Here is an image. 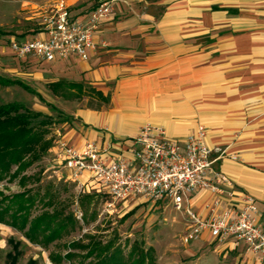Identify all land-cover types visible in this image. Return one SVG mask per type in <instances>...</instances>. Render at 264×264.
I'll list each match as a JSON object with an SVG mask.
<instances>
[{"label":"crops","instance_id":"0c3cea01","mask_svg":"<svg viewBox=\"0 0 264 264\" xmlns=\"http://www.w3.org/2000/svg\"><path fill=\"white\" fill-rule=\"evenodd\" d=\"M93 9L71 15L84 19ZM37 35L42 21L8 41ZM96 43L87 61L16 58L32 66V85L2 79L71 117V144L111 145V157L132 159L145 124L179 142L204 125L213 169L255 197L264 227V0H123ZM207 199L193 202L202 216Z\"/></svg>","mask_w":264,"mask_h":264},{"label":"built area","instance_id":"2783aa9c","mask_svg":"<svg viewBox=\"0 0 264 264\" xmlns=\"http://www.w3.org/2000/svg\"><path fill=\"white\" fill-rule=\"evenodd\" d=\"M122 1L104 0L86 18L77 19L71 15L68 0H54L42 11L43 35L12 39L9 47L18 60L54 62L73 57L87 61L97 48L96 35L115 19ZM57 134L60 138L54 149L59 167L68 171L67 179L76 182L81 193L106 194L108 213L137 202L168 203L187 215V243L205 237L220 244L242 243L247 252L264 261V227L256 199L213 169V150L204 125L179 142L170 139L162 127L145 124L132 139V159L111 157V145L87 140L76 146L60 129ZM201 194H208L205 216L193 208Z\"/></svg>","mask_w":264,"mask_h":264},{"label":"rangeland","instance_id":"374dc122","mask_svg":"<svg viewBox=\"0 0 264 264\" xmlns=\"http://www.w3.org/2000/svg\"><path fill=\"white\" fill-rule=\"evenodd\" d=\"M54 0H0V78L22 79L32 85V66L16 59L9 48L11 37L28 35L31 29L41 23L42 11ZM71 11L84 6L86 9L97 7L104 0H68ZM38 14V16H37ZM35 17V18H34ZM32 18V19H31ZM18 39V38H17ZM36 66V65H34ZM18 102L31 111L37 105L46 107V138L51 141V148L43 158L30 166L23 174L25 185L20 184V177L15 180L0 182V200L17 193L32 190L39 193L34 216L44 211L52 213L58 208H66L78 222L79 229L62 241L55 242L50 250L31 244L17 230L0 224V264H9L8 254H15L18 247V264H28L31 260L37 264H53L49 258L52 251L64 257L67 253L85 255L83 251L69 248L73 243L88 244L92 238L107 244L112 242L120 247L125 255L135 248L149 253L154 264H256L255 256L247 252L242 243L220 244L209 238L190 243L185 241L189 223L184 211L176 210L168 203L137 202L125 208L118 207L110 214L105 208L106 194L95 191L80 192L78 184L67 179L64 169L56 162L55 146L59 140L58 129L62 136L73 125V119L63 112L53 110L48 103L40 101L35 95L19 86L0 84V105ZM40 109V108H39ZM34 121L36 126L45 117ZM68 124V125H66ZM13 171H16L14 167ZM84 191V190H83ZM57 193L54 208L43 207L49 195ZM46 195V196H45ZM6 204V203H5ZM66 247V248H65ZM250 256H249V255ZM89 263V262H88Z\"/></svg>","mask_w":264,"mask_h":264},{"label":"trees","instance_id":"16d2710c","mask_svg":"<svg viewBox=\"0 0 264 264\" xmlns=\"http://www.w3.org/2000/svg\"><path fill=\"white\" fill-rule=\"evenodd\" d=\"M0 84L19 85L32 92L25 84L19 81H5L0 78ZM57 111L55 107L52 108ZM44 114L28 109L24 104L13 102L0 105V182L10 178L15 180L20 177V184L25 185L26 177L22 174L35 162L41 160L51 148V141L46 138V118L39 123ZM16 167V171H13ZM25 180V181H24ZM50 194V195H49ZM49 195L43 207L54 208L58 199L57 193ZM45 195V196H46ZM41 195L32 194V190L17 193L11 197L0 200V224L7 225L20 232L31 244L50 250L55 242L71 236L76 232L78 222L66 208H58L52 213L44 211L34 216L33 211ZM6 203V204H5ZM66 248V247H65ZM72 250L83 251L85 255L67 253L64 257L50 252L49 258L53 264H154L149 253L135 248L128 255L112 242L103 244L92 238L88 244L73 243ZM18 247L15 254L9 253V264H18ZM89 262V263H88ZM28 264H37L31 260Z\"/></svg>","mask_w":264,"mask_h":264}]
</instances>
